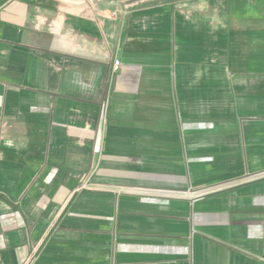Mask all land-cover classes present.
I'll return each instance as SVG.
<instances>
[{
  "label": "crops",
  "instance_id": "1",
  "mask_svg": "<svg viewBox=\"0 0 264 264\" xmlns=\"http://www.w3.org/2000/svg\"><path fill=\"white\" fill-rule=\"evenodd\" d=\"M0 264H264V0H0Z\"/></svg>",
  "mask_w": 264,
  "mask_h": 264
},
{
  "label": "built area",
  "instance_id": "2",
  "mask_svg": "<svg viewBox=\"0 0 264 264\" xmlns=\"http://www.w3.org/2000/svg\"><path fill=\"white\" fill-rule=\"evenodd\" d=\"M120 68V60L119 59H114L113 62H112V67H111V70L112 72H116L118 69ZM222 187L220 185L218 186H207V187H204V189H201V190H191V193L193 196H200L202 194H205V193H208V192H216L218 190H220ZM155 193H159V194H178L180 192H176V191H172V192H167L165 193V191L163 190H156Z\"/></svg>",
  "mask_w": 264,
  "mask_h": 264
},
{
  "label": "rangeland",
  "instance_id": "3",
  "mask_svg": "<svg viewBox=\"0 0 264 264\" xmlns=\"http://www.w3.org/2000/svg\"><path fill=\"white\" fill-rule=\"evenodd\" d=\"M225 183V182H224ZM224 183H221V184H213V186H218V185H220L222 188L224 187L223 185H224ZM208 186H212V184L211 185H208ZM204 187H207V186H204ZM204 187H199V188H197V189H194V190H201V189H204ZM221 188V189H222ZM220 189V190H221ZM219 191V190H218Z\"/></svg>",
  "mask_w": 264,
  "mask_h": 264
}]
</instances>
